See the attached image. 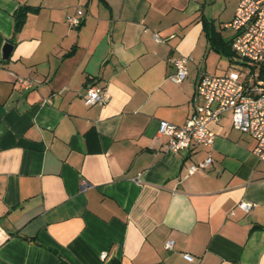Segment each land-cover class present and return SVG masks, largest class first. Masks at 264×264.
<instances>
[{
	"label": "crops",
	"instance_id": "0c3cea01",
	"mask_svg": "<svg viewBox=\"0 0 264 264\" xmlns=\"http://www.w3.org/2000/svg\"><path fill=\"white\" fill-rule=\"evenodd\" d=\"M236 3L0 0V264H264V160L252 136L231 111L208 122L212 146L173 153L157 133L162 119L185 123L202 74L239 66L234 34L224 36ZM21 5L37 10L14 32ZM179 55L187 76L176 83ZM92 84L107 89L105 104H85Z\"/></svg>",
	"mask_w": 264,
	"mask_h": 264
},
{
	"label": "built area",
	"instance_id": "2783aa9c",
	"mask_svg": "<svg viewBox=\"0 0 264 264\" xmlns=\"http://www.w3.org/2000/svg\"><path fill=\"white\" fill-rule=\"evenodd\" d=\"M82 15L83 10L78 8L67 21L77 27ZM226 26L234 34L231 47L239 58V66L222 75L202 74L193 97V111L185 123L177 125L162 119L157 133L167 138V148L173 153L193 144L212 146L216 134L208 127V122L217 121L224 111H231L233 127L252 136L255 141L252 152L264 160V0H237L234 15ZM187 60L181 55L172 59L175 72L169 74L170 80L180 83L186 78ZM19 82L25 89L34 84L30 77H21ZM109 98L106 88L92 84L87 87L83 100L86 105H103ZM211 161L212 158L207 157L191 164L189 169L193 172ZM133 180L139 183L140 174ZM86 184L83 181V186ZM237 207L249 212L255 204L241 200ZM173 243L172 239L166 240L164 247L171 249ZM183 256L193 259L189 253ZM101 257L105 259L106 254H101Z\"/></svg>",
	"mask_w": 264,
	"mask_h": 264
},
{
	"label": "trees",
	"instance_id": "16d2710c",
	"mask_svg": "<svg viewBox=\"0 0 264 264\" xmlns=\"http://www.w3.org/2000/svg\"><path fill=\"white\" fill-rule=\"evenodd\" d=\"M37 10L36 7L34 6H30V5H21L19 6L13 13V18H14V32H17L19 30H21V28L23 27L27 14L30 11H35ZM207 24V22H206ZM214 34H212L211 38L214 39L213 37ZM230 48H231V41L229 44ZM232 49V48H231ZM230 49V54H232V50Z\"/></svg>",
	"mask_w": 264,
	"mask_h": 264
},
{
	"label": "water",
	"instance_id": "95a60500",
	"mask_svg": "<svg viewBox=\"0 0 264 264\" xmlns=\"http://www.w3.org/2000/svg\"><path fill=\"white\" fill-rule=\"evenodd\" d=\"M12 50H13V44H11L10 42H5L2 49L3 58L8 59L12 53Z\"/></svg>",
	"mask_w": 264,
	"mask_h": 264
},
{
	"label": "rangeland",
	"instance_id": "374dc122",
	"mask_svg": "<svg viewBox=\"0 0 264 264\" xmlns=\"http://www.w3.org/2000/svg\"><path fill=\"white\" fill-rule=\"evenodd\" d=\"M232 30L230 29V28H225V30H224V36L226 37V38H230L231 36H232ZM224 67H226V66H224ZM230 68H237V66H235L234 64L233 65H230V67H229V69ZM217 73H221V71L219 72H217Z\"/></svg>",
	"mask_w": 264,
	"mask_h": 264
}]
</instances>
